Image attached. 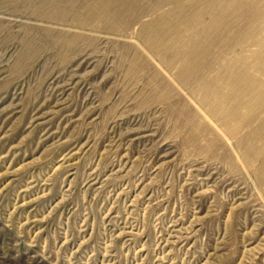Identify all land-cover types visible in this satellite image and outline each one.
Masks as SVG:
<instances>
[{
  "label": "rangeland",
  "instance_id": "1",
  "mask_svg": "<svg viewBox=\"0 0 264 264\" xmlns=\"http://www.w3.org/2000/svg\"><path fill=\"white\" fill-rule=\"evenodd\" d=\"M0 264H264V0H0Z\"/></svg>",
  "mask_w": 264,
  "mask_h": 264
}]
</instances>
